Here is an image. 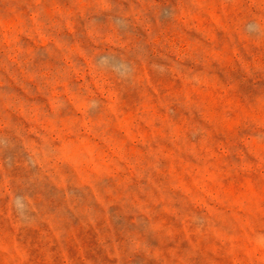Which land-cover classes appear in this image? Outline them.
<instances>
[{"label":"rangeland","instance_id":"obj_1","mask_svg":"<svg viewBox=\"0 0 264 264\" xmlns=\"http://www.w3.org/2000/svg\"><path fill=\"white\" fill-rule=\"evenodd\" d=\"M0 264H264V0H0Z\"/></svg>","mask_w":264,"mask_h":264}]
</instances>
